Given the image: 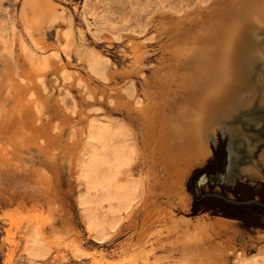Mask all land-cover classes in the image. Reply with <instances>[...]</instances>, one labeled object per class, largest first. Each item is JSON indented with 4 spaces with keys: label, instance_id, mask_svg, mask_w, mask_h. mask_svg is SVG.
Segmentation results:
<instances>
[{
    "label": "rangeland",
    "instance_id": "1",
    "mask_svg": "<svg viewBox=\"0 0 264 264\" xmlns=\"http://www.w3.org/2000/svg\"><path fill=\"white\" fill-rule=\"evenodd\" d=\"M199 1L209 0H0V264H143L129 250L148 213L143 199L169 203L144 193L146 109L167 54L156 19ZM256 87L252 104L210 132L209 154L182 179L188 204L173 206L178 216L231 222L212 235L233 248L224 264L239 251L240 264H264V209L218 195L264 200Z\"/></svg>",
    "mask_w": 264,
    "mask_h": 264
},
{
    "label": "bare ground",
    "instance_id": "2",
    "mask_svg": "<svg viewBox=\"0 0 264 264\" xmlns=\"http://www.w3.org/2000/svg\"><path fill=\"white\" fill-rule=\"evenodd\" d=\"M156 20L159 34L166 36L163 47L167 54H162L166 58L159 59L162 62L155 72L154 105L146 109L152 127L146 137L152 172L143 175L144 193L157 192L169 203L151 208L154 201L148 203L149 196L144 197L143 206L149 209L129 248L130 258L143 264H153L152 255L159 259L158 264L164 257H170L171 264H224V256L233 248L215 242V237L212 241V235L229 229L231 222L205 213L195 218L178 216L173 206H187L182 179L209 154L215 125L224 124L252 104L257 84L263 86L259 102H264V77L254 79L252 73L258 54L264 55L260 39L264 0L199 1ZM156 167H162L164 174H158ZM158 248L168 251V256H158L154 251ZM244 258L239 251L232 264H240Z\"/></svg>",
    "mask_w": 264,
    "mask_h": 264
},
{
    "label": "water",
    "instance_id": "3",
    "mask_svg": "<svg viewBox=\"0 0 264 264\" xmlns=\"http://www.w3.org/2000/svg\"><path fill=\"white\" fill-rule=\"evenodd\" d=\"M262 32H264V30ZM260 39L264 42V38L260 37ZM258 56L260 58H258V62H257L256 65H261L262 62L264 61V56H263V54L262 55L258 54ZM253 69H255V67ZM234 158H235L234 154L232 153V151H230V166H231V162H233ZM240 179L244 180L242 177H240ZM218 195L221 196L225 201H228V202H231V203H234V204H237V205L260 204V205L264 206V200L259 199V198L237 199V198H230V197H228L226 195H223V194H220V193H218Z\"/></svg>",
    "mask_w": 264,
    "mask_h": 264
},
{
    "label": "trees",
    "instance_id": "4",
    "mask_svg": "<svg viewBox=\"0 0 264 264\" xmlns=\"http://www.w3.org/2000/svg\"><path fill=\"white\" fill-rule=\"evenodd\" d=\"M222 202L224 204H227V205H230L232 207H255V208H259V209H264L263 206L259 205V204H250V205H236L234 203H231V202H228V201H225V200H222Z\"/></svg>",
    "mask_w": 264,
    "mask_h": 264
},
{
    "label": "flooded vegetation",
    "instance_id": "5",
    "mask_svg": "<svg viewBox=\"0 0 264 264\" xmlns=\"http://www.w3.org/2000/svg\"><path fill=\"white\" fill-rule=\"evenodd\" d=\"M236 182H247V181H246V180H241L240 178H238ZM236 182H235V183H236ZM235 183H233V184H235ZM248 183H250L251 185H255V184H256V182H253V181H252V182H248ZM236 205H237V204H236ZM259 205H260V204H259ZM261 206H263V205H261ZM263 207H264V206H263Z\"/></svg>",
    "mask_w": 264,
    "mask_h": 264
}]
</instances>
